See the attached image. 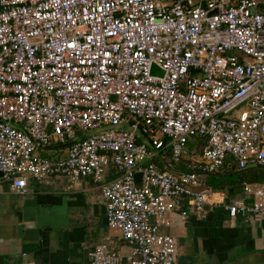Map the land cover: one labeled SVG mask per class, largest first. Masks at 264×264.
I'll return each mask as SVG.
<instances>
[{
	"label": "built area",
	"instance_id": "1",
	"mask_svg": "<svg viewBox=\"0 0 264 264\" xmlns=\"http://www.w3.org/2000/svg\"><path fill=\"white\" fill-rule=\"evenodd\" d=\"M118 125L184 173L133 132L69 144ZM52 141L65 152L33 154ZM230 165L264 169V0H0V179L23 196L30 179L102 183L112 170L104 220L130 252L101 246L88 264H175L162 229L204 219L199 177ZM242 195L227 216L264 219V184Z\"/></svg>",
	"mask_w": 264,
	"mask_h": 264
},
{
	"label": "crops",
	"instance_id": "2",
	"mask_svg": "<svg viewBox=\"0 0 264 264\" xmlns=\"http://www.w3.org/2000/svg\"><path fill=\"white\" fill-rule=\"evenodd\" d=\"M198 144L189 142V155ZM115 177L108 170L102 183L91 178L70 183L62 176L30 179L23 196L0 179V264H88L89 253L101 246L126 257L129 246L104 220L102 186ZM202 188L211 193L205 218L189 216L162 229L175 241V264H264V219L231 220L225 210L231 197Z\"/></svg>",
	"mask_w": 264,
	"mask_h": 264
},
{
	"label": "trees",
	"instance_id": "3",
	"mask_svg": "<svg viewBox=\"0 0 264 264\" xmlns=\"http://www.w3.org/2000/svg\"><path fill=\"white\" fill-rule=\"evenodd\" d=\"M201 149V144H198L197 152L200 153ZM159 155L163 161L173 164L168 152H165L164 154L159 153ZM153 161L158 167L164 169L158 159L154 158ZM175 168L179 167L175 166ZM217 174H221V176L201 175L199 177L201 184L212 191L226 192L229 197H232L238 192H242L244 184L257 182L264 183V171L260 169L237 173L235 166L230 165L224 166L217 172Z\"/></svg>",
	"mask_w": 264,
	"mask_h": 264
},
{
	"label": "water",
	"instance_id": "4",
	"mask_svg": "<svg viewBox=\"0 0 264 264\" xmlns=\"http://www.w3.org/2000/svg\"><path fill=\"white\" fill-rule=\"evenodd\" d=\"M151 74H156L158 76H163V72L161 70H159L157 67L155 66H152L151 67ZM12 127L14 128H17V129H20V127L16 124H10ZM108 131H126V132H133L134 135L136 136V138L138 140H140L143 144L146 145V147L153 151L154 152V157L156 159L159 160V162L161 163V165L163 166L164 169H166L167 171H169L170 173L172 174H175V175H181L183 174L184 172L182 171H179L177 170L173 164L171 163H166L164 162L161 158H160V155L153 149V147L150 145V143L148 142V140L146 139V137H144L139 131H133V128L130 127V126H127V125H118V126H106V127H101V128H98L96 130H93V131H88L86 133H84L81 137H78L75 141L69 143V144H72L74 142H78L80 141V139L82 137H87V136H91V135H96V134H99V133H102V132H108ZM39 147H41L40 145H38ZM67 146V145H65ZM254 169H261L264 171V169L258 167V166H255V165H248L247 167H245L244 169H238L237 170V173H241V172H246V171H249V170H254ZM203 176H221V174H217V173H204L202 174ZM140 180V177L139 175L135 176V181L136 182H139ZM228 202H226L227 204Z\"/></svg>",
	"mask_w": 264,
	"mask_h": 264
},
{
	"label": "rangeland",
	"instance_id": "5",
	"mask_svg": "<svg viewBox=\"0 0 264 264\" xmlns=\"http://www.w3.org/2000/svg\"><path fill=\"white\" fill-rule=\"evenodd\" d=\"M239 112V109L238 110H236L235 112H233L230 116H236L237 115V113ZM190 147V152H191V150H192V147L191 146H189ZM47 148H48V150H41V148H37V147H35V149H34V151H33V154L34 155H36V156H43V157H45V155H44V152H46V153H49L48 151L50 150L51 151V153H49V156H52V157H54V156H56V155H60V154H63L64 152H65V149L66 148H64V147H61L57 142H55V141H52V142H50L49 144H48V146H47ZM188 150H189V148H188ZM195 150V148L193 149V151ZM161 154H164L165 152H160ZM188 153H189V151H188ZM46 156H48V155H46ZM168 159V158H167ZM187 163V159H185V158H182V165H184V164H186ZM67 181V180H66ZM74 183V182H73ZM243 197V195H242V192H238V193H236L235 195H233L232 197H231V201L232 200H235V199H240V198H242Z\"/></svg>",
	"mask_w": 264,
	"mask_h": 264
}]
</instances>
